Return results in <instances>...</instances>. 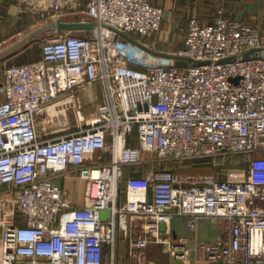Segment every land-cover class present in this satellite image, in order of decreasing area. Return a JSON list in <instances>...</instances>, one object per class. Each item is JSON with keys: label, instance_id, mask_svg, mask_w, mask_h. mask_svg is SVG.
Segmentation results:
<instances>
[{"label": "built area", "instance_id": "obj_1", "mask_svg": "<svg viewBox=\"0 0 264 264\" xmlns=\"http://www.w3.org/2000/svg\"><path fill=\"white\" fill-rule=\"evenodd\" d=\"M14 1L38 21L93 26L55 29L41 59L0 69V264H120V237L133 264H156L152 244L187 264L198 249L207 264H264V157L242 179L163 165L264 152V29L220 9L211 24L192 17L185 46L160 53L146 37L165 9L149 0ZM97 83L102 100L87 121L81 93ZM59 103L79 125L46 132L41 116ZM67 174L85 181L82 205L53 182ZM175 215L192 231L202 217L228 231L191 246L173 235Z\"/></svg>", "mask_w": 264, "mask_h": 264}, {"label": "crops", "instance_id": "obj_2", "mask_svg": "<svg viewBox=\"0 0 264 264\" xmlns=\"http://www.w3.org/2000/svg\"><path fill=\"white\" fill-rule=\"evenodd\" d=\"M13 1V0H12ZM152 3L162 6L165 9L164 19L162 21L161 30L148 37L146 44L151 46L154 50L160 53H172L185 46V37L187 35V28L190 19L194 16L200 18L202 24L207 25L213 23L218 15L220 7L224 10L225 14L230 18L243 21L252 26L264 29V0H149ZM15 4H9V0H0V37L6 33H18L28 24V18L33 16L29 13L25 14L23 8L19 6L16 1ZM22 36V35H21ZM20 42L15 46L19 48ZM23 44V42H22ZM10 47L1 46L0 51L6 50ZM13 49L9 55L0 58V66H10L34 60H39V55H31L24 60H17L18 56L24 54L28 45L20 49ZM21 54V55H20ZM11 57L9 60L6 58ZM16 59V61H15ZM96 85V86H95ZM89 88L91 93H98V102L100 103L103 96L102 84H95ZM95 88L100 91H95ZM89 90L81 93V97L85 101V97ZM86 103V102H85ZM255 154V153H254ZM244 157L242 164L245 165L246 175L249 168V160H257L260 158ZM264 157V156H263ZM142 167V166H141ZM144 168V167H143ZM138 167L131 171L136 174ZM142 170V169H141ZM138 174V173H137ZM55 184L65 186L70 189L72 199L75 203L82 205L84 203V189L85 181L79 179L75 175H58L53 178ZM171 229L174 236L187 237L191 246L200 242H212L220 235H226L228 225L225 221L214 222L208 217L199 219L197 228L190 230L185 222V218L180 215H175L171 222ZM119 258L125 255L123 262L125 264H133L135 262L129 256L128 243L125 241L121 243ZM146 258L156 264H187L182 260L176 259L171 256L164 245H150L145 251ZM119 261V260H118ZM188 264H207L206 254L202 249L194 251Z\"/></svg>", "mask_w": 264, "mask_h": 264}, {"label": "rangeland", "instance_id": "obj_3", "mask_svg": "<svg viewBox=\"0 0 264 264\" xmlns=\"http://www.w3.org/2000/svg\"><path fill=\"white\" fill-rule=\"evenodd\" d=\"M14 1V0H13ZM12 0H9V4H15V2H13ZM20 6V5H19ZM25 14H27L25 12ZM29 22L27 25H25V27L18 33L17 31H15L16 33H6L4 36L2 35L0 37V43L1 46H5V47H12L15 46L17 42H20V46L17 49H20L21 47L27 46L28 48L27 50H25L24 54H20L21 56L17 57V60H24L25 58H27L30 54L31 55H36L37 54V50L41 49V44L44 40H46L47 38H50L51 36L54 35L55 33V28L49 24L47 21H41L33 16V19L31 17L28 18ZM67 22H74L73 20L67 21ZM66 31H71L72 33H76V34H82L83 32L80 30H66ZM22 35V36H21ZM148 38L146 37V40ZM23 42V44H22ZM14 48V49H15ZM16 61V59H15ZM100 84V83H97ZM96 86V85H95ZM88 87L85 90H83V93L86 90H89ZM95 91H100L101 92V88L98 90L97 88H95ZM98 93H91L90 90L88 91L86 97H85V101L83 100V98L81 97V101H82V106L83 109L86 113L87 118H89V120L87 121H92L94 115L96 114V106L99 104L97 103L98 101ZM86 102V103H85ZM56 114H50L49 110L47 111V114H43L41 116V120H43V126L45 127V131H57L60 130L61 128H66V127H74L76 125H79V122L77 120V117L75 115V109L73 107H71L69 105V103L63 104V103H59V105L55 106ZM256 153V152H255ZM254 154V153H252ZM251 154V155H252ZM244 155V154H241ZM149 157H155V154H149ZM244 157H246V155H244ZM243 157V158H244ZM189 161V160H188ZM206 161V162H205ZM202 164H210L213 168L212 170L209 169V171H206L207 173H216L218 175V177L222 178V179H226V178H233V179H242L245 178L246 172H245V165L242 164L243 159L234 161V163H230L229 160L223 159L221 157H218L216 159H213L211 161H207L205 160ZM182 162V161H181ZM194 164L196 163H200L201 161H193ZM164 166L166 167H171L169 164H174V163H179V161H165L163 162ZM148 166L147 162L141 163L140 166ZM139 166V165H138ZM179 167L184 168V166L181 164L179 165ZM135 168H133L134 170ZM205 172V170L203 171ZM248 174V173H247ZM126 179L127 176L124 179V187L123 190H125V186H126ZM261 205L264 206V202H261ZM119 242L124 243L126 240H124L123 237H120L118 239ZM120 256V255H119ZM119 256L117 257V259L119 258ZM125 255L121 256V262H120V258L118 259L120 264H125L126 262H123V258ZM131 264V263H130Z\"/></svg>", "mask_w": 264, "mask_h": 264}, {"label": "water", "instance_id": "obj_4", "mask_svg": "<svg viewBox=\"0 0 264 264\" xmlns=\"http://www.w3.org/2000/svg\"><path fill=\"white\" fill-rule=\"evenodd\" d=\"M51 25L58 31H62V30H84V29L91 28L93 26L92 23L80 22V21H74V22L58 21V22L53 23ZM14 48L15 47H10L6 50L0 51V58L6 57L7 55H9ZM260 50L261 49H253L250 51H246V52L242 53L241 56L243 58H246L250 54L256 53ZM233 58H236V57H233ZM189 62H192L191 58H187L184 60H177L176 65L186 66V65H188ZM197 63H200V62H197ZM232 80H234V79H232ZM149 201H152V188L151 187H149ZM110 216H111V210L110 209H103L99 212V218L101 220H106V219L110 218ZM161 227L164 229L165 224H161Z\"/></svg>", "mask_w": 264, "mask_h": 264}, {"label": "trees", "instance_id": "obj_5", "mask_svg": "<svg viewBox=\"0 0 264 264\" xmlns=\"http://www.w3.org/2000/svg\"><path fill=\"white\" fill-rule=\"evenodd\" d=\"M222 7H220L219 8V10L221 9ZM218 10V11H219ZM225 13V12H224ZM217 17V16H216ZM229 17V16H228ZM215 21V20H214ZM213 21V22H214ZM187 30H188V28H187ZM39 53H41V55H40V58L42 57V49H38L37 50V56L39 55ZM11 57H8V58H6L7 60H9ZM26 63V62H25ZM20 64H22V63H20ZM9 65H12V63L10 62L9 63ZM3 68V66H0V69H2ZM135 142V141H134ZM264 156V152L263 151H260V152H256L255 154H254V157H256V158H260V157H263ZM243 157H244V155H236L235 156V161H237V160H240V159H243ZM110 155L109 154H106L105 156H104V161H109L110 160ZM207 161H211V160H207ZM206 162V161H205ZM205 162H203V161H201L200 163H195L194 164V162L193 161H191V160H189V161H179V163H172V164H169L172 168H174V171H177V172H188V173H207L206 171H209V169L210 170H212V166L208 163H206V164H202V163H205ZM183 165L184 166V168H181V167H179V165ZM142 167H145V166H142ZM127 172H131L132 170H133V167H128L127 169ZM205 170V172H203ZM123 187H124V183H123V185H122V196L123 197H125V190H123ZM120 247H121V242H117V257L119 256L118 254H119V251H120ZM107 253H109V249H106V254ZM119 259V258H118Z\"/></svg>", "mask_w": 264, "mask_h": 264}, {"label": "bare ground", "instance_id": "obj_6", "mask_svg": "<svg viewBox=\"0 0 264 264\" xmlns=\"http://www.w3.org/2000/svg\"><path fill=\"white\" fill-rule=\"evenodd\" d=\"M55 106H56V105H52L51 107L48 108V110H49V112H50L51 115H52L53 113H54V114L57 113V112H55V111H56ZM77 114H78V119H79V121H82L83 118H82L81 111L78 110ZM66 128H67V127H66ZM61 129H64V128H61Z\"/></svg>", "mask_w": 264, "mask_h": 264}]
</instances>
